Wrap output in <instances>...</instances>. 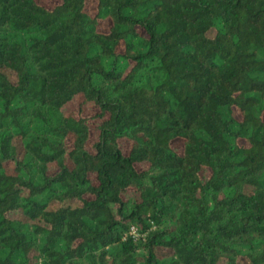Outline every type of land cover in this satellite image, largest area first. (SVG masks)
Wrapping results in <instances>:
<instances>
[{
	"label": "trees",
	"instance_id": "1",
	"mask_svg": "<svg viewBox=\"0 0 264 264\" xmlns=\"http://www.w3.org/2000/svg\"><path fill=\"white\" fill-rule=\"evenodd\" d=\"M0 264H264V0H0Z\"/></svg>",
	"mask_w": 264,
	"mask_h": 264
},
{
	"label": "built area",
	"instance_id": "2",
	"mask_svg": "<svg viewBox=\"0 0 264 264\" xmlns=\"http://www.w3.org/2000/svg\"><path fill=\"white\" fill-rule=\"evenodd\" d=\"M130 235H131L135 240H138V239L140 238V236H141V235L139 234V232H138V229H137L136 227H132V228H131ZM142 237H145V235L142 236Z\"/></svg>",
	"mask_w": 264,
	"mask_h": 264
},
{
	"label": "rangeland",
	"instance_id": "3",
	"mask_svg": "<svg viewBox=\"0 0 264 264\" xmlns=\"http://www.w3.org/2000/svg\"><path fill=\"white\" fill-rule=\"evenodd\" d=\"M73 108H74V106H71V105H70V106L67 108V110H71V109H73ZM177 148H178L179 151H181V148H182V147H181V145L179 144V145L177 146ZM139 168L142 169L143 166H140ZM168 254H169L168 252H161V253H160V256H161V257H164V256H167Z\"/></svg>",
	"mask_w": 264,
	"mask_h": 264
}]
</instances>
